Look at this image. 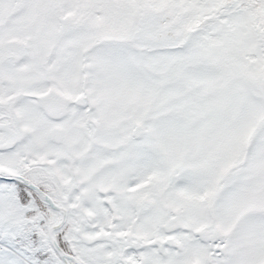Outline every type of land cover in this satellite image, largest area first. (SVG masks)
<instances>
[{"label": "snow or ice", "instance_id": "6c2138e0", "mask_svg": "<svg viewBox=\"0 0 264 264\" xmlns=\"http://www.w3.org/2000/svg\"><path fill=\"white\" fill-rule=\"evenodd\" d=\"M0 264H264V0H0Z\"/></svg>", "mask_w": 264, "mask_h": 264}]
</instances>
